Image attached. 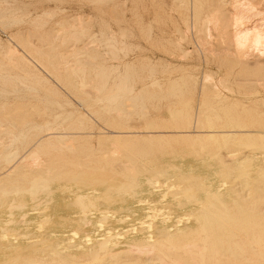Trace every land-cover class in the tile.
I'll list each match as a JSON object with an SVG mask.
<instances>
[{
  "label": "rangeland",
  "instance_id": "1",
  "mask_svg": "<svg viewBox=\"0 0 264 264\" xmlns=\"http://www.w3.org/2000/svg\"><path fill=\"white\" fill-rule=\"evenodd\" d=\"M235 1L0 0V61L6 60L5 58L7 52L9 50H13L16 51L19 55V58H21L20 65L23 67V69H16L15 67L10 65L6 67L4 73L10 74L13 77L20 76L23 78H28L27 72L30 71L44 81V87H49V91L47 90V88H36L37 93L34 91L32 93L28 91V88H26L25 84L18 83L14 88H12L11 86L3 85L0 82V89L3 88L7 91L6 94H0V121L4 120L2 115L7 112H11V114L14 116V121L16 119H18V121H23L20 119L21 116H23V114L25 113H28L29 116L27 117V121L31 120L33 121V124L38 126V128H36L32 132L33 135L37 136L40 134L45 135L47 134V132L49 133V128L56 127V121L52 117L56 116L57 114H60L62 116L61 119L58 120V122L63 123L66 121L64 123L66 126L73 123L75 118L82 119L87 126V130H85L83 133L88 134L87 136H89V139L76 140L75 142H72V146L75 152L81 153L82 155L77 156V159H81L83 162L86 161L85 164H93L92 166H95V168L84 171H67V176H65V178L59 177L56 179V182H54L53 184V188L57 189L60 185L62 186L68 182H72V184H75L82 178V176H72V174H84L88 179L83 182L81 189L88 188L89 191L86 194V199L84 198L85 202H87L86 200H88V202L90 201L89 203H91L93 200H101L104 196L103 185L105 183H110L114 180L123 179V177L128 176L125 171L124 164H129V162L133 160L130 158L131 156L132 158L134 157V159H136V154L137 159H143L146 156V158H144L142 162H145V164L147 163L149 166H146L145 164L141 166H145L144 169L146 168L150 173H154L158 170L160 171L161 169L164 171L168 169V172H165L169 177H173V181L171 180L169 181L170 183L168 182L169 185L166 184L163 186L162 192H160V194L154 195L151 198H149V196L146 194L138 197L143 203L141 205H138V208L135 204L134 207L136 209H149L152 206L150 204H145L146 200H159L161 203L160 206L163 208L162 215H168L176 218L178 216L184 217L186 215H200V209L202 207H204L202 209L211 207L212 203V207L218 206L216 208H222L224 206L226 207V209H231V211L233 209L232 212L235 211V208L239 209L241 207L244 209L246 208L247 210H251L252 208H260L262 212L259 214V216L257 214L256 215L258 217H262L260 218V222L263 223L262 225L264 226V200L262 199L264 197H261L259 195V191L258 193L256 192L258 189H261L260 191L263 190L264 192V183L262 182L264 181V178L261 177L262 174L264 177V160L260 161L261 163L254 164L253 168L248 170V173L251 172L250 176H248L249 174L247 172V174L242 173L243 175L237 173H235L236 175H233L234 172L231 174L229 171L228 173L231 174V176L229 175L230 177L227 176L226 178L229 177V179L231 180L227 182L224 180L226 183L229 182L227 184L228 186L224 184L223 181H221L223 180L222 178H220V180L216 177V172L220 171V169H218L219 167H211L219 161V157H223L225 161L228 159L226 161L228 162L230 156L228 157L227 155H231V152H233L232 150L235 151L239 149L238 147H242V149L247 146L251 147L248 150L246 149V151H242L244 153L252 152L258 154L257 152H260V155L264 154V147H258L259 144L264 143V125H262L264 123L263 51H261V53L257 52V48H253L255 50H248L245 48V50H241L240 48L242 47L238 45L239 42L237 43V38H235L232 34L233 27L231 26L233 24L235 15H240L239 12H241V16L243 15L244 17L247 15V17H244L243 20V22L245 21L243 23V29L247 27L246 29L264 30V0H240V7L237 6L238 4L233 3ZM241 1L243 5L240 4ZM246 4L248 5V9L246 7ZM28 14L30 16H27L28 18H26V15ZM209 18H213V20H215L213 21ZM205 20L210 21L208 24H206L207 22ZM203 23H205L206 25ZM202 26L205 30L201 28ZM256 26L257 28H259L257 29ZM87 47H90L89 50L85 49ZM97 47L98 50L96 51ZM86 50L88 52H86ZM98 56L99 58L101 56V58L99 59ZM88 61L91 63V65ZM92 62H94V65H92ZM82 66H84V76L83 74L76 75V70L78 71ZM101 66H103L104 70H108L109 73L107 86L105 87L108 91L114 86V83L116 84L119 82H117V80L121 79V77L124 76L126 72L130 71L128 72V74L130 73V75L135 76V81L132 86L133 94L129 97L135 96L138 93L140 95L142 94L141 92H143V94H150L154 96L157 94L156 96L159 99L161 97L163 98L159 100L155 96L154 98L157 99H153L152 101H150V103L149 101H147L146 104L148 105H146V112L148 116L145 112L146 115L142 114V118H140L142 112L140 108H138V110L141 111H139L140 115L135 114L133 116H130V120L128 119L125 112H123L126 115L124 116L121 108H119V110H121V113H118V108H111L107 111V101L103 100L106 98H104L103 93L98 90L97 86L99 77L98 75L96 76V73H98L102 69ZM78 67L79 69H77ZM151 67H154V69L152 70ZM69 81L75 82L77 84L70 85L68 84ZM155 82H157V85H153V83ZM181 82H185L184 84H186L185 86H187V88L185 86L183 87V84ZM84 83L85 86L88 87H85ZM72 88H77V90ZM81 89L84 91L82 92ZM87 89H89V91ZM183 92L186 93L184 94ZM129 97H127V99H129ZM25 106L28 108L25 109ZM177 108L178 110H176ZM171 110H175V112L171 113ZM180 110H182V115H180L181 118L178 117L177 119H173V114L175 115V113H178ZM185 111H187V114H184ZM212 114H216L215 117H217L218 115L221 119L218 117L215 118L214 116H212ZM229 114L232 115H230L231 118ZM249 114H251V116ZM119 115L123 117L118 118ZM145 116H147L148 120ZM204 116L206 120L204 119ZM124 117L127 118V120L130 122H128ZM207 118L212 119L208 120ZM257 118L259 120H257L259 122L257 123L262 128L257 126L258 124H253L255 123ZM125 120L127 121V124L125 125L129 126V128L127 130L123 129V134L127 135H124L122 140L118 141L119 143H117L116 145L117 140H115V142L112 141L114 140L113 137L116 133H120V131L122 132V129L118 128L123 127L122 125L124 124L121 122L125 123ZM233 120L235 122L237 121L238 123L236 128V123L233 124ZM249 120L251 122H249ZM260 120H262V124L260 123ZM229 121H232L230 125ZM239 121L242 122L240 123ZM151 122H153L152 126ZM165 122L168 123L169 126L166 125ZM199 122L202 123V127H200V129L203 128L202 130L204 131L208 130H205L207 124V126L211 124V127H218L216 130H218L219 128L221 130L220 126L225 124L224 127L222 126V130L228 129L231 131V129L237 130L239 128V131L252 130V132L254 133H252L253 136L252 139L250 138L251 140L249 139V137L246 138L248 139V141L239 137L237 138V142H235L236 140H233L234 142H232L231 140L227 143L225 142L226 145L229 144V146L225 145L227 148H230L231 145H233V147L235 146V149H233V147L231 146V148H228L227 151L226 148H224V141L220 138H214L213 141H217H215L214 143L212 140H209L210 138L208 137H206V140L205 138L200 139L202 138L200 137V133L204 131L201 130V132L197 129L199 128L198 126H200L197 124ZM204 122L208 123L205 125ZM47 123L49 124L48 126ZM163 123H165V125H160ZM186 123H189V127L191 128L186 127ZM226 123L230 127L226 126ZM44 124H46V126ZM232 125L235 129L231 128ZM147 126H150L152 129ZM154 126L157 127H155L156 130L154 129ZM163 126L169 127V133L168 131H166L167 133H165L164 130L166 129H164ZM173 126L177 127V129H173ZM8 127L12 128L13 126L11 125ZM19 127L20 126H18L17 124L16 126L14 125L13 131H15L16 133ZM157 129L162 130H160V134L158 133ZM171 129H173V133H171ZM255 129H257V131ZM175 130H179L180 133L179 131L177 133ZM197 130L199 132H197ZM258 130L260 131V133ZM50 132L57 133L59 132V130H53ZM255 132L257 133V135H255ZM197 133L198 140L195 139V134L197 135ZM168 134L169 136L174 134L171 136V140L170 137L167 136ZM182 134L186 135L187 137L190 134L191 140L193 137V139L196 141H191ZM180 135H182L181 137L183 140L184 138H186V141H183ZM254 135H259V138L263 139H260L258 142L257 139L259 138L254 137ZM161 136H163L164 138L168 137V141L166 142L165 140H167V138L164 139ZM148 137H154L152 139L153 142L151 141V139L149 141L150 143L152 142V145L150 144L151 146H149L148 141H146L148 140ZM158 138L160 139V142H158ZM240 138L243 139L241 140V142H239ZM7 139L8 138L5 136L4 140L6 141ZM255 139L257 142L255 141ZM161 140L164 142V144ZM172 140L173 143H171ZM177 140H179V143ZM261 140H263L262 143ZM122 141L123 144L122 146H120L119 144L122 143ZM124 141H127V143L129 144H125ZM168 142L169 145L166 144ZM154 143L156 145H154ZM177 143L179 145H177ZM211 143H213V145H215L216 143L217 147L219 146V144H221V149L223 148V152L221 151L219 153V151L221 150L219 146V156L216 152L218 149L212 150L213 154H211ZM124 144L125 146H123ZM159 144L160 146H158ZM189 144H192L191 147ZM200 144L201 146H199ZM206 144L209 145V148ZM186 145L188 146V148L186 147ZM61 146L64 147V150ZM65 146L64 144L54 141L50 144L45 145L39 152L38 157L42 161H47L54 155L59 154L60 151L58 150L61 149L62 151H65ZM113 146H115V149L116 146L119 147L120 152H122L121 157H119L122 160H120L119 158H113L112 160V157H110L111 155L109 156V154H111L110 152L114 149ZM197 146L202 148V150L204 151L202 152L203 154L201 153V150L197 149ZM252 146H257V150L254 151L252 149ZM203 147H205V150ZM213 147L214 146H212L211 148L213 149ZM152 149L153 153H151ZM260 149H262L263 152ZM194 150H196V152ZM239 150H241V148ZM101 151H104V153ZM136 151L139 153H137ZM142 151L144 153H142ZM148 151L152 156L149 157L150 153ZM224 151L230 154H227ZM127 153L130 155V157ZM207 153L209 154V156L206 157V155H208ZM215 153L216 155H214ZM139 154L143 157L140 158L141 156ZM200 155L201 157H199ZM104 156L106 158H104ZM126 156L131 160L126 159ZM214 156H216V158L218 159H216ZM2 157L3 154H0V161H2ZM24 157L25 160L28 161V163H31L33 161V159L32 161H30L31 159L29 154H25ZM210 157L214 158L211 160ZM104 160L107 161V163L110 162V164L112 160V163H114L115 166L117 165L121 169H123L121 170L119 167H117L116 169L118 170H114L115 172L105 168L101 169V167L105 165L103 162ZM118 160L122 162H119ZM100 162L101 164H103H100L99 168L97 167V165H99ZM149 163H152L154 165L151 166V164ZM121 165L123 167H121ZM229 165H231V167L235 166L230 161L225 166L228 167ZM259 165L263 168H260ZM259 170H263L261 175ZM39 173H41V171H35L32 173V175H35L34 177H36L39 175ZM255 173H257V175ZM244 174L248 177V179H246L247 182L249 180L248 183H246V181H242V183L240 182V179L243 177L238 179L240 176H244ZM238 175L240 176L238 177ZM147 176H143L142 179L144 181L142 182H146ZM193 176H197L195 182L191 181L192 178H194ZM205 176L209 178L205 180L202 179L201 181L198 180L200 179V177L204 178ZM175 177H177V180L175 179ZM187 177L188 180H186ZM15 178L20 179L21 176L19 177V175H16ZM182 178L183 181L186 182L183 183V181H181ZM255 178L260 180L262 178V180L252 181ZM193 180H195V178ZM199 181L200 183H198ZM250 182H253L254 184H251ZM162 183H164V180H162ZM196 183L197 185L199 184V189L196 187L197 185L195 186ZM256 183L260 184L258 185ZM177 184H179L178 187L175 186ZM191 185H194V190L191 189ZM257 185L259 186V188L257 187ZM170 186L173 189H171ZM174 186L177 188L176 190L174 189ZM202 186H206L207 188L211 187V189L213 188V190H217L219 187H221V191L215 198L211 197L209 199V202L207 201V198L204 194H199L200 200L199 203L196 202L198 203L197 205L195 202H188L186 200L187 198H184L188 197L190 192L196 191L197 189L199 192H201V190H203ZM252 186L255 188L252 189ZM200 188L202 189L200 190ZM61 189L62 187H60L58 191ZM251 189L252 191L255 189L257 190L252 192ZM234 191H237L235 192L236 194H233ZM185 192L186 194H184ZM263 192H261V195H264ZM253 193H257V196L261 197L260 199H262V201L258 198L259 201H261V204H259L260 202L258 201L257 196L253 197ZM59 194H61V197H58L57 199L54 198V201L49 205L40 208L36 213H31V220L38 221L39 219L40 221H42L43 218L48 217L52 223L48 227L45 226L46 228L41 231L36 230L38 226H33L29 231V234L31 235L30 237H37L40 239L43 232H48V230L58 231L59 228L56 223L62 217H77V215L75 214H78V212H76L78 210V207L75 205V200L68 198L70 194L63 192L61 193L60 191L57 192V195ZM164 194L167 195L163 196ZM181 194L184 197H181ZM221 194L224 195L222 196ZM173 195L175 197H173ZM219 195H221L222 197ZM220 197L221 199L219 201ZM178 198H181L179 199V203H181L180 205L178 203ZM251 199H254L257 203ZM232 200L236 202L232 204ZM193 203H195V205H192ZM200 203H202L201 206ZM249 203H252L250 205L256 204L257 206V204H259L260 206H257L256 208L255 206H252V208L249 209V207H251H248ZM244 204H246V206ZM44 209L46 210L44 211ZM192 210L195 211V214ZM40 211L44 212L40 213ZM145 213L146 212L141 211L138 212L140 217L145 215ZM234 213L231 214L236 215V213ZM122 214L124 213H121V215ZM237 214L240 215V213ZM189 224L193 225L194 220H191ZM249 225L251 224L249 223ZM257 229L255 230V233L253 235L254 237H252L254 238V240L261 238V236L258 235ZM248 230L249 229L245 230L246 232L244 230L240 232L237 231L233 237L236 240L240 239V241H243L245 239L244 241H248L247 235L249 232H251V230ZM86 231L89 230L86 229ZM150 232L154 233V229H152V231L150 230ZM242 232L247 233V239L243 237L244 233ZM260 232L261 231H259V234ZM238 233H240L241 236H239ZM248 248L252 249L257 247L255 245H252L251 247L248 246ZM148 254L146 256L144 254V256H148V258L152 259L156 258L155 253L149 254L150 257ZM136 256L139 255L136 254ZM225 259L227 258L225 257ZM225 259L223 260V262L227 261ZM157 264H159L158 261ZM187 264H192V262L190 261Z\"/></svg>",
  "mask_w": 264,
  "mask_h": 264
},
{
  "label": "bare ground",
  "instance_id": "2",
  "mask_svg": "<svg viewBox=\"0 0 264 264\" xmlns=\"http://www.w3.org/2000/svg\"><path fill=\"white\" fill-rule=\"evenodd\" d=\"M239 2H240V0H236L233 3H236V4H238L237 6H239ZM101 4H103V3H101ZM240 4H242V1ZM248 4H250V3H248ZM239 7H238V9H239ZM246 7L248 9V5ZM243 10H244V8H243ZM239 13H240V15L239 14L235 15V17L233 19V24L231 25L233 27L232 34L235 38H237L236 41H237V43L239 42L238 45H240L242 47V48H240V47L239 48L241 50L242 49L243 50H245V49H248V50L251 49L252 50L253 48H255V49L257 48L256 51L260 52V53H261V51H263L262 54L264 55V30H262V29L261 30L260 29L259 30L246 29L247 28L246 26H245L246 28L244 27L245 29H243V25H244L243 23L245 22V21L243 22V20H244V17H247V15L243 17V15L241 16V12H239ZM243 13H244V11H243ZM27 16L29 17L30 15L29 14L26 15V18H28ZM209 19L213 20V18L212 19L209 18ZM246 20H247V18H246ZM205 21H203V22H205ZM209 21H206L207 22L206 24H208ZM211 23H212V21H211ZM203 24H205V23H203ZM201 28L204 29L203 26ZM256 28H257V26H256ZM94 46H92V47H94ZM89 48L87 47L85 49L89 50ZM255 49H253V50H255ZM259 49H260V51H259ZM87 50H86V52H88ZM97 50H98V47L96 48V51ZM261 55H259V56H261ZM4 58H5V56H4ZM98 58H99V56H98ZM100 58H101V56H100ZM5 59L6 60L0 61V82H1V84L5 85V86L6 85L11 86L12 88H14L16 86V84L22 83V84H25L26 88H28V91H30L32 93H33V91L34 92L37 91L36 88H47V90L49 91V89H48L49 87L43 86L44 81L40 77L31 73L30 71L27 72L28 78H23L20 76H14L13 77L10 74L4 73V71L6 70V67H8L10 65L15 67L16 69H23V67L20 65L21 58H19V55L16 51H13V50L10 51L9 50L7 52ZM90 62H91V60H90ZM93 63L94 62H92V65H94ZM90 65H91V63H90ZM101 67H102V69L98 73H96V76L98 75V77H99V79H98L99 81L97 82V86H98V90H100V92L103 93L104 98H106V99H103V100L107 101L106 105H108V106H106V108H107L106 110L108 111V109L110 110L111 108L112 109L118 108V110H119V108H121L122 113L125 112V114H127V117L129 120L131 119L130 116H133L135 114L138 115L139 111L141 110L142 112L140 111L141 112L140 118H142V114L144 115L146 112V109H147L146 105H148V104H146V102L149 101V103H150V101H152L153 99H157L158 98L156 96L157 94L155 95L157 98H154L155 97L154 95L143 94V92H141L142 94H140V95L138 93L135 96L129 97L130 95L133 94L132 86H133L134 81H135L134 80L135 76L130 75V73L128 74V72H130V71L126 72V74L124 76H122L121 79L117 80V82L119 81L118 83H116V84L114 83L115 87L113 86L111 89L108 88L109 89V91H108L105 87L107 86V80L109 78V73H108V70H104L103 66H101ZM131 68H133V67H131ZM151 68H150V70H151ZM77 69H79V67ZM153 69H154V67L152 68V70ZM132 71H134V70H132ZM75 73H76V75L83 74V76H84V74H85L84 66H82L81 69H79L78 71L76 70ZM85 83H84V86H85ZM156 83L157 82L153 83V85ZM184 83L185 82L182 83L183 87L186 85ZM68 84L74 85L77 83L69 81ZM172 84H173V82H172ZM81 86H83V85H81ZM85 87H88V86H85ZM185 87L187 88V86H185ZM72 89L77 90V88H72ZM87 90L89 91V89H87ZM83 91L84 90H82V92ZM79 92H80V90H79ZM6 93H7L6 90H4L3 88L0 89V94H6ZM85 94H87V93H85ZM127 97H129V99H127ZM161 98H163V97H161ZM159 100H157V101H159ZM3 107H1V108H3ZM26 108H28V107L25 106V109ZM138 108H140V110H138ZM102 109H104V108H102ZM121 110H119L118 113H121ZM137 110H138V113H137ZM172 110H171V113L175 112V110L174 111H172ZM176 110H178V108ZM186 112L187 111H185L184 114H187ZM213 113H215V112H213ZM125 114H124V116H126ZM146 114H147V112H146ZM180 115H182V110H180L178 113L176 112L175 115L173 114L172 118L173 119H175V118L177 119L178 117L181 118ZM215 115L212 114V116H214V117H215ZM230 115L231 114H229V116ZM249 115L251 116V114H249ZM28 116H29V114L25 113L20 118L23 121H18V119H16L14 121V116L11 114V112L10 113L7 112L4 115H2L4 120L0 121V152L2 151L0 154H3L2 161H0V264H157V261L159 262V264H174V263H176V264H187L190 261L192 262V264H264V226L262 225L263 223L260 222V220H261L260 218H262V217L261 216L258 217L262 211L260 210V208L259 209H253L252 208V206L253 207L255 206V208L257 206H260L259 204H261L262 199L264 200V198L260 199L262 196L264 197V195H261L262 194L261 192H263V190L260 191L261 189L260 190L255 189V190H257L256 191L257 193L259 191V195L261 197H258L257 193L254 194L255 192L253 193V195H254L253 197L257 196V199L259 198L261 201H259V199H258V201L260 203L257 204V206H256V204L250 205L255 201L254 200L255 198L251 199L254 201L252 203H249V205L247 204L248 207L251 206V207H249V209L252 208L251 210H247L246 208L244 209L242 207L241 208L238 207L239 209H236L235 208L236 206L233 207V208H235L234 212L236 213V215H232L234 213V212H232L233 209L231 211V209L230 210L226 209V207H224V206L222 208L221 207L216 208L218 206L215 205L216 207L213 206L214 207L213 208L212 202H211L212 203L211 207H206L205 209H202V208H204V207H202L201 208L202 210L200 209V212H201L200 215H196L195 211L192 210V211H194L193 213L195 214V216L194 215L187 216L185 214L186 216H184V217L178 216L176 218H173L172 216H168V215H162L163 208L160 206L161 203L159 200H153V201H151V200L147 201L146 200V203L145 202L144 203L150 204L152 206L151 208H149V209H136L134 207L135 204L137 205V208H138V205H141L143 203L141 201V199H139L138 197H140L143 194H146L149 196V198H151L154 195L160 194V192H162L163 186L166 184L169 185V183H170L169 181H171L173 179V177H169L168 174L165 172L168 169L165 171L161 169L160 171H163V172H160L158 170L155 172L153 171L154 173H150L149 170H147L146 168L144 169L145 166H143V167L141 166V165L145 164V162L143 163L142 160H144V158H146V156L143 159H137V157H136L137 155L135 154L136 159H134V157L133 158H132V156L130 157V155L127 153L128 156L133 160L131 162H129V164H124V163H121V164H124V168H125V171H126L128 176L123 177V179L114 180L110 183H105L103 185L104 186V188H103L104 189L103 190L104 196L102 197L101 200H95V201L93 200L91 203H89L90 201L88 202V200H86L87 202H85L84 198L86 199V197H87L86 194L89 191H88V188H84V189H81V188H82L83 182L88 179L86 175H84V174L73 175L72 174V176H82V178L75 184H72V182H68V183L61 186L58 183L60 186L58 185L59 188H57V189L53 188V184H54V182H56L57 178H59V177L65 178V176H67V174H66L67 171H71V172L77 171V170H83L84 171V170H90L92 168H95V166H92L93 164L92 165L85 164L86 161L83 162L81 159H77V156H82V155H81V153L75 152L74 148L72 146V142H75L76 140L89 139V136H87L88 134L83 133L85 130H87L86 123L80 118H75L73 123L66 126L64 124L66 121L63 123L58 122V120L61 119L62 116L60 114H57L56 116L52 117L56 121V123H55L56 127L49 128V133L47 132V134H45V135L40 134V135L35 136L32 134V132H33V130L38 128V126L33 124V121H31V120L27 121ZM147 116H148V114H147ZM147 116H145L146 119H147ZM212 116H210V117H212ZM231 116H230V118H231ZM250 116H248V117H250ZM252 116H254V115H252ZM120 117H123V116L119 115L118 118H120ZM217 117L220 118L218 115H217ZM217 117H215V118H217ZM124 118H122V119H124ZM125 119L127 120V118H125ZM204 119H205V116H204ZM211 119L212 118H210L208 120H211ZM126 120H125V123L124 122H121V123H123L124 125L127 124L126 122L128 120L127 121ZM216 120H219V119H216ZM257 120H258V118L256 119L255 123H253V124H255V125L258 124L259 120L258 121ZM118 121H121V120H118ZM122 121H124V120H122ZM202 121H204V120H202ZM46 122H48V121H46ZM46 122H44V123H46ZM128 122H130V121H128ZM217 122H219V121H217ZM229 122L228 123L230 125L232 123V121H229ZM249 122H251V121L249 120ZM261 122H262V120H260V123ZM152 123L153 122H151V126H152ZM165 123L160 124V125H165ZM200 123L201 122L197 123L200 126L197 125L199 128H197V126H196V128L201 131L203 128L200 129V127H202V123L201 124ZM207 123L204 122L205 125ZM235 123H236V126L235 125L234 126L236 128L238 123H237V121L236 122L234 121L233 124H235ZM16 124L20 127H19V129H17V131L15 133V131H13V129H14V125L16 126ZM149 124H150V122H149ZM211 124H212V121H211ZM11 125L13 127L9 128L8 126H11ZM44 125L46 126V124H44ZM48 125L49 124L47 123V126ZM124 125H122L123 127L118 128V129H122V132L121 131H120V133L115 132L116 134L113 137L114 140H112V141L115 142V140H117L116 145H117V143H119L118 141L122 140L124 135H127V134H123L124 133L123 129L127 130L129 128V126H126V125L124 126ZM160 125H159V127H160ZM166 125H168V123H166ZM207 125H206L205 130H207V129L208 130L207 131L202 130V131H204V132L201 131L202 133H200L201 134L200 137H202V138H200V137L199 138L200 139L205 138V140H206L207 139L206 137H208V138H210L209 140H212V141L214 140V138L215 139L220 138L224 141V142L222 141L224 146L226 145L225 142L227 143L230 140L232 142H234L233 140H236L235 142H237V138H239V137L243 138L244 140L248 137H249V139L250 138L252 139V136H253L252 133H254V132H252V130L245 129L248 131H244V130H241V128H240L241 131H239V128L237 130H232L231 128H233V125L230 128L231 131L228 129L226 130L224 128H223L224 130H222V126L224 127L225 124L220 126L221 130H220V128L218 130H216L218 128V127L215 128L216 126L211 127L212 125L211 126L210 125L207 126ZM229 125H227V123H226V126H229ZM262 125H264V123ZM168 126H163L164 129H166V130H164L165 133H167L166 131H168V133L170 131ZM176 126H177V124H176ZM257 126L261 127L259 124ZM147 127L151 128L150 126H147ZM155 127L156 126H154V129H155ZM170 127H172V126H170ZM173 127H174L173 129H175V128L177 129V127H175V126H173ZM186 127L191 128V127H189V123L188 124L186 123ZM229 127H227V128H229ZM243 127H244V125H243ZM235 128H233V129H235ZM173 129H171V133L174 132ZM53 130L54 131L59 130V132H57V133L56 132H50ZM160 130H158V133L162 131V130L161 131ZM182 130H183V128H182ZM198 130H197V132H199ZM255 130L257 131V129H255ZM175 131L178 133L179 130L178 131L175 130ZM179 133H180V131H179ZM185 133H187V132H185ZM259 133H260V131H259ZM110 134H112V133H110ZM150 134H152V133H150ZM190 134L188 136L189 138L186 135H183V134L182 135L187 137V139L191 140ZM152 135H154V134H152ZM161 135H164V134H161ZM172 135H174V134H172ZM177 135H179V134H177ZM182 135H180V137ZM255 135H257V133ZM255 135H254V137H258V138L260 137L259 136L260 134L258 136H255ZM5 136L8 138L6 141L4 140ZM167 136H169V134ZM171 136H169L170 140H171ZM195 136H196L195 139H197L198 133H197V135L195 134ZM161 137H163V136H161ZM153 138H149V137L147 138L148 140H146V141H148L149 146L152 145V142H153L152 139ZM166 138H167V140H165V141L167 142L168 137H166ZM166 138H164V139H166ZM241 138H240V140L238 139L239 142H241V140H243ZM91 139H92V137H91ZM150 139L152 141L151 143L149 142ZM172 139H173V137H172ZM181 139H182V137H181ZM185 139L186 138H184V140ZM256 139H255V141H256ZM260 139H263V138L257 139L258 142ZM157 140H158V142H160L159 138ZM170 140H169V142H170ZM192 140H194L193 137H192ZM54 141H57L61 144H64V146L66 145L65 151H62L60 149V150H58V151H60L59 154L54 155L53 157H51L47 161H42L38 157L39 152L42 150V148L45 145L50 144ZM177 141L179 143V140H177ZM195 141L196 140H194V142ZM215 141H213V143ZM246 141H248V139H246ZM169 142L166 144L169 145ZM242 142H244V141H242ZM262 142H263V140H261V143ZM124 143L129 144V143H127V141H124ZM155 143H154V145H156ZM162 143L164 144L163 141H162ZM171 143H173V140ZM178 143H177V145H179ZM213 143H211L212 144L211 147L212 146L215 147L216 143H215V145H213ZM219 143H221V142H219ZM122 144H123V141L119 145L122 146ZM125 144L123 146H125ZM191 145H190V147H191ZM206 145L209 148V145L208 144H206ZM227 145L229 146V144H227ZM118 146H116V149H115V146H113L114 149L110 152L111 154H109V156L111 155L110 157H112V160H113V158H117V159L119 158L120 160H122L120 158L122 152H120ZM158 146H160V144ZM199 146H201V144ZM219 146L218 147L221 149V144H219ZM226 146L224 148H226V150H227L229 147L227 148ZM231 146L233 147V145H231ZM231 146H230V148H231ZM61 147H63V146H61ZM186 147L188 148L187 145H186ZM205 147H203L204 150H205ZM211 147H210L211 154H213L212 150L218 149L216 151L217 155H218V151L220 149L217 147V145L215 148L213 147V149ZM247 147H244L245 149L244 148L242 149V147H238L239 149L241 148V150L237 149L240 153L237 150H235V151L232 150L233 152H231V155H227L228 157L230 156L229 161L231 163H233V165H235L234 167H231V165H229L228 167L225 166L229 161L226 162L228 159L225 161L223 159V157H221V158L219 157V161L217 160L218 162H216L215 165L211 166L212 168H218L219 167L218 169H220L221 172L220 171L216 172V177L219 179L222 178L223 180H221V179L220 180L223 181L224 184L227 185L229 183V182L228 183H226V182L231 180V179H229V177L231 176V174L233 172H234L233 175L235 173H237V174H242V173H246V172L248 173V170L252 169L254 164L261 163L260 161L264 160V154L260 155L259 154L260 152H257L258 154H255L252 152L251 153L242 152L244 150L246 151V149L248 150L251 148L250 146L248 148ZM258 147L263 148L264 143L259 144ZM111 148H112V146H111ZM149 148H151V147H149ZM197 149L201 150V153L204 152L202 150V148H200L198 146H197ZM222 149L219 151V153L221 151L223 152ZM233 149H235V146L233 147ZM252 149L254 151H256L257 146L256 147L252 146ZM63 150H64V147H63ZM149 150H151V149H149ZM191 150H192V148H191ZM206 150H208V149H206ZM260 150H262V149H260ZM194 151L196 152V150H194ZM101 152L104 153V151H101ZM140 152H141V150H140ZM247 152H249V151H247ZM262 152H263V150H262ZM137 153H139V152H137ZM142 153H144V152L142 151ZM142 153H140V154H142ZM151 153H153V149H152ZM151 153H150L149 157L152 156ZM225 153H227V152H225ZM25 154L30 155V159H31L30 161H32V159H33V161L31 163L30 162L28 163V161L25 160V157H24ZM99 154H101V153H99ZM227 154H230V153H227ZM83 155H85V154H83ZM102 155H104V154H102ZM214 155H216V153ZM124 156H125V154H124ZM140 156H141L140 158L143 157L142 155H140ZM207 156H209V154L206 155V157ZM199 157H201V155ZM214 157L216 158V156H214ZM214 157H210L211 160ZM104 158H106V157L104 156ZM107 158H109V157H107ZM130 158L127 157L126 159L131 160ZM202 158H204V157H202ZM126 159H124V160H126ZM216 159H218V158H216ZM105 160L103 161L105 165L103 167H101V169L105 168V169H108L111 171H114V170L117 171L118 170L116 168L119 166H117V165L115 166L114 163H112V160H111V164L113 166L110 164V162L107 163V161H105ZM120 160H118V161L122 162ZM182 160H183V158H182ZM97 164H98V162H97ZM100 164H101V162L99 163V165H97V167L100 168ZM149 164H151V166H152L155 163L154 164L149 163ZM145 165L149 166L147 163ZM121 167H123V166L121 165ZM156 167H158V166H156ZM261 167L262 166H260V168ZM260 168H258V169H260ZM226 170H228V171H226ZM263 170H264V168H263ZM263 170H261V171L259 170L260 175L263 172ZM35 171H41V173H39L38 176L34 177L35 175L33 176L32 173ZM229 171L231 174L228 173ZM254 172H256V171H254ZM250 173H248L249 174L248 176H250ZM255 174L257 175V173H255ZM16 175L17 176L19 175V177L21 176V178L20 179L15 178ZM147 175H149V176H147ZM143 176L144 177L147 176L146 182H142V181H144L142 179ZM227 176H229V177L226 178ZM239 176L240 175H238V177ZM188 177H187V179L186 178L185 179L188 180ZM196 177H194L195 180H193L194 178H192L191 181L195 182L197 179ZM241 177H243L244 179ZM261 177L264 178L263 174ZM176 178L177 177H175V179ZM183 178L181 179V181H183ZM208 178L209 177L205 176L204 178L200 177V179H198V180L201 181L202 179L205 180ZM251 178H252V175H251ZM258 178H259V176H258ZM262 178H261V180H262ZM179 179H180V177H179ZM189 179H191V178H189ZM238 179H240L241 181L240 180L239 181L242 183V181H246V179H248V177L245 176V174H244V176H240ZM162 180H164V183H162ZM254 180L257 181L260 179L255 178L252 181H254ZM200 181L198 183H200ZM184 182H186V181H183V183ZM248 182H249V180H248ZM248 182L246 181V183H248ZM262 182L264 183V181H262ZM251 184H254V183L252 182ZM256 184L259 185L260 183H256ZM196 185H197V183L195 184V186ZM198 185L196 186L197 188L200 187ZM258 185H257V187L259 188ZM175 186L178 187L179 184H177ZM175 186H174V189L176 190L177 188ZM222 186H223V184H222ZM253 186H252V189L255 188ZM60 187H62V189H63V190L62 189L59 190L61 193L63 192V193L70 194V196L68 198L75 200L74 201L75 205L78 207V210L76 211V212H78V214H75V215H77V217H73V216L62 217L56 223L58 225V228H59L58 231L48 230V232L47 231L43 232L40 239L37 237H30L31 235L29 234V231L32 229L33 226H35V225L38 226L36 230L41 231V230H44L46 228L45 226L48 227L52 223L48 217L43 218L42 221H40L39 219H38V221H34V220L30 219V216H31V213H33V212L36 213L37 211H39L40 208L49 205L51 202L54 201V198L57 199L58 197H61V194L57 195V192H59L58 189H60ZM166 187H168V186H166ZM193 187H194V185H191L192 190H194ZM205 187H203V190H201L202 188H200L201 192L198 191L199 188L193 192L188 191V192H190L188 197H184L182 194L180 196L184 197L185 199L187 198L186 200L188 202H195V203L198 202L199 203V200H200L199 194L200 195L204 194L207 198V201L209 202L210 201L209 199L211 197L215 198L221 191V187H219L217 190H213V188L211 189V187L210 188H207V187L205 188ZM224 187H226V186H224ZM144 188H146V189H144ZM170 188H171V186H170ZM229 188H231V187H229ZM171 189H173V188H171ZM252 189H251V191H252ZM255 190H253V191H255ZM235 192H237V191H234L233 194H236ZM175 193H176V191H175ZM184 194H186V192ZM165 195H167V194H164L163 196H165ZM221 195L223 196L224 194H221ZM221 195H219V196H221ZM173 197H175V196L173 195ZM221 197L219 198V201H220ZM88 198H89V196H88ZM128 199H130V200H128ZM179 199H181V198H178V200ZM216 199H218V198H216ZM238 200H239V198H238ZM240 201H238V202H240ZM179 202H180V200L178 201V203ZM204 202H205V200H204ZM204 202H203V204H204ZM222 202H225V201H222ZM234 202H236V201H233V203L232 202L231 203L234 204ZM238 202H237V205H238ZM247 202H248V200H247ZM195 203H193L192 205H195ZM198 203H196V205ZM218 203H220V202H218ZM145 204H143V205H145ZM180 204L181 203H179V205ZM201 204L202 203H200V206H201ZM244 205L246 206V204H244ZM179 207H177V208H179ZM45 210L46 209H44V211ZM139 211L146 212V213H145V215L140 217L138 214ZM41 212L42 211H40V213ZM121 213H124V214L121 215ZM187 213H189V212H187ZM237 213H240V215H238ZM174 214H175V212H174ZM170 215H172V214H170ZM191 220H194L193 225L189 224ZM249 223L251 225H249ZM250 227H251V229H250ZM246 228L249 229L248 231L251 230V232H249L247 235L248 241H244L245 239L243 241H240V239L236 240L233 237L237 231H239V232L242 230L245 231V230H247ZM257 228H259L261 230H259ZM86 229H88L89 231H86ZM152 229H154V233L150 232V230L152 231ZM256 229L258 230V235H260L261 238L254 240V238H252V237H254L253 235H254ZM259 231H261L260 234H259ZM242 233H244V232H242ZM246 234L247 233H244L245 236L243 235V237H245L247 239ZM238 235L241 236L240 233H238ZM251 238L253 241L251 240ZM252 245H255L257 248H252V249L248 248V246L251 247ZM173 246H175V247H173ZM181 252H183V253H181ZM148 253L149 254L155 253L156 258L152 259V258H148V256L145 257ZM136 254L139 256H136ZM144 254H145V256H144ZM149 257H150V255H149ZM225 257L227 259H225ZM223 258L227 261L223 262V260H224Z\"/></svg>",
  "mask_w": 264,
  "mask_h": 264
}]
</instances>
